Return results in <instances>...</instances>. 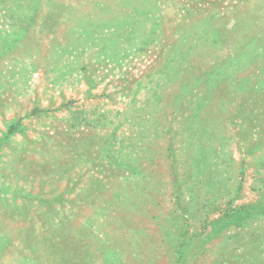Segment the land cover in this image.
Masks as SVG:
<instances>
[{
  "label": "rangeland",
  "instance_id": "obj_1",
  "mask_svg": "<svg viewBox=\"0 0 264 264\" xmlns=\"http://www.w3.org/2000/svg\"><path fill=\"white\" fill-rule=\"evenodd\" d=\"M0 264H264V0H0Z\"/></svg>",
  "mask_w": 264,
  "mask_h": 264
}]
</instances>
